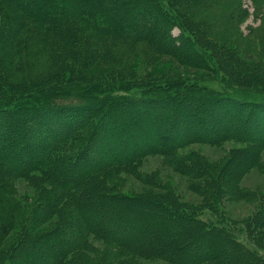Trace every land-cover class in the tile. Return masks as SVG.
Returning a JSON list of instances; mask_svg holds the SVG:
<instances>
[{"label":"trees","instance_id":"1","mask_svg":"<svg viewBox=\"0 0 264 264\" xmlns=\"http://www.w3.org/2000/svg\"><path fill=\"white\" fill-rule=\"evenodd\" d=\"M246 1L0 0V264H256L223 212L252 196L242 176L264 173V25L244 46L230 39ZM250 1L264 19V0ZM141 40L147 63L197 54L207 78L138 77L125 61ZM224 140L240 145L221 163L181 151ZM150 155L184 174L203 206L144 171ZM133 176L167 191L128 192ZM142 200L159 209L126 210Z\"/></svg>","mask_w":264,"mask_h":264},{"label":"rangeland","instance_id":"2","mask_svg":"<svg viewBox=\"0 0 264 264\" xmlns=\"http://www.w3.org/2000/svg\"><path fill=\"white\" fill-rule=\"evenodd\" d=\"M137 3L138 6H140L139 8H141V4H144L143 2ZM130 4H132V8L136 7L135 4ZM245 6L248 8L247 17L240 24H238L235 30H233L230 34L231 40H234L236 36L239 35L240 41L244 42L242 46H244L245 44V38L248 39L255 34V28L259 27L258 25L260 23L264 25V19L262 17L261 12L256 8L255 5H252V2L250 0L246 1ZM174 32L179 33V30L174 29ZM120 47L121 46H119V48ZM148 50L150 51L148 42L146 40H141L136 50L130 53L128 55V58H126L125 64L130 67L136 68L139 74L138 77L142 76L141 72H148L152 70L160 71L164 73V76L178 75L186 77L188 75L198 77L202 76L207 78L206 76L208 75L209 70L207 69L208 67L206 64H208V62H206L205 64L202 60H200V57L197 54L193 55V57L197 59V61L194 62H178L168 55H163L160 56L161 59L159 61L147 63L144 60L147 58L149 59V57L147 56ZM97 68L106 69L107 66L103 63H99L97 64ZM85 94H88V92H85ZM103 102L106 103V101ZM234 145H240V142H237L236 140H224L218 145L204 142L195 143L187 145L185 148H182L181 151L185 152L190 148H195L199 153L201 152L205 154L211 162L221 163L225 158L228 157V153L230 151L229 149L231 146ZM164 160L165 159H163V156L161 155H150L142 160L141 166L144 171L147 172L155 170L159 177H161L166 184H169V186L171 185L172 187H174L180 193V196L177 197L180 201L188 203H197L200 204V206H203V203L201 201L203 197L200 194H196V192L190 190L187 187V177L184 174H180L174 171L169 165L167 166L164 163ZM227 164L231 163L227 162ZM124 175L126 174H121V177H123ZM105 183L108 184L110 183V181H105ZM240 183L250 189L254 195L252 194V196H249V198L225 200L223 212L228 219H225L224 224H226V226L234 232L237 239L243 244V248L247 250L245 254L248 260L255 261L256 264H264V260L261 262L257 261L254 256V252H256L264 259V247L259 246L254 239L255 237H259L264 243V233L261 232L260 235L259 232L261 231V229L264 230V226L258 227L259 224H257L255 227V225L251 222V219L253 218L252 213H257L258 211L256 206H264V173L256 171V169H252V171H250L247 175L242 176V178L240 179ZM125 189L131 193H137V191H140V193H144V191L152 193L167 191V188L161 189L151 186L150 184L142 182L135 176L130 177L128 179ZM142 201H147L148 203L142 204L140 201L139 203L136 202L132 203V205H127V203L124 202V204L121 201L120 204L123 203L125 205L126 210H129L130 214H136L135 210L141 211L143 209L151 210L153 212L154 210L157 211L159 209L157 205L153 204V201ZM212 215L214 214L211 213V210L209 208L202 207L199 216L206 220L210 219L211 221L219 224L220 221ZM156 219L157 217L154 216L149 217V220H151V222H156ZM207 243L208 238L204 240L203 243H201V251L204 252V249L207 250ZM190 246L195 247L196 244H192ZM191 250L192 249H190V251ZM150 264L173 263L169 262L168 260L157 259L155 261L150 262Z\"/></svg>","mask_w":264,"mask_h":264}]
</instances>
